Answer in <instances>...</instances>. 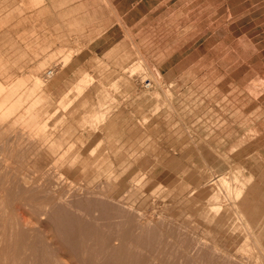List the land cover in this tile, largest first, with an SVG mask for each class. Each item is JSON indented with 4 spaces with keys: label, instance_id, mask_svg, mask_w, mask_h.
I'll use <instances>...</instances> for the list:
<instances>
[{
    "label": "rangeland",
    "instance_id": "rangeland-1",
    "mask_svg": "<svg viewBox=\"0 0 264 264\" xmlns=\"http://www.w3.org/2000/svg\"><path fill=\"white\" fill-rule=\"evenodd\" d=\"M25 3L0 0V82L26 79L23 104L0 116V264H83L33 255L16 234L32 228L37 244L49 198L75 216L72 203L101 199L90 192L121 200L119 238L128 217L154 233L148 251L124 242L142 264H264V0Z\"/></svg>",
    "mask_w": 264,
    "mask_h": 264
},
{
    "label": "bare ground",
    "instance_id": "bare-ground-1",
    "mask_svg": "<svg viewBox=\"0 0 264 264\" xmlns=\"http://www.w3.org/2000/svg\"><path fill=\"white\" fill-rule=\"evenodd\" d=\"M38 1L39 0H28V2H29L28 3L26 0V3H28L29 5L31 4L30 6H35V2H38ZM41 3H42V0H41ZM29 10H30V8H29ZM40 13L42 14V11H40ZM38 16H40V15L38 14ZM40 19H41V16H40ZM44 39L46 40V38H44ZM42 44H43V42H41V44H39V45L37 44L38 45L37 47L41 48L43 46ZM5 46H6V44H5ZM9 47L12 48V47H14V45L10 46V44H9ZM27 47L29 49L31 46L27 45ZM6 48H7V46H6ZM11 50H13V48ZM41 50H42V48H41ZM69 53L67 54V56L65 55L66 56L65 59L63 58L64 59V65H66L70 60L71 56ZM15 54H17V53L12 54V56H15ZM0 56H1V54H0ZM24 56H26V55H24ZM19 60H20V58H19ZM16 61H17V59H16ZM23 64H24V62H23ZM0 65H2V62H0ZM41 67H42V64H41ZM135 70H136V68H135ZM0 73L6 74L7 70L3 69L2 71H0ZM52 73L53 72L51 70H48L46 72V74L48 76L49 75L51 76ZM132 74H134V73H132ZM153 74L155 77L154 78L155 81H157V82L160 81V80H158L159 77L161 78L160 74L157 73L156 71L155 72L153 71ZM85 79L86 78L83 79V82L81 80V84H79V86L76 87L78 90L80 88H83L82 83H85V81H86ZM39 81L41 82L40 78L36 77L35 84H34L35 88L40 86ZM24 83H26V79H24V80L21 79V82L17 86H14L13 88L6 89L4 84H2L0 82V116H2L3 118L5 115L7 117V114L8 115L12 114L14 111H16L23 104V99L21 98V92H19L17 90L20 86L21 87H22V85L24 86ZM151 85L152 84L149 82L148 84L145 85V87L147 89H149V87H151ZM34 94H36V93H34ZM23 95H25V94H23ZM65 98L66 97L64 96V98H62V100ZM63 106L65 109H66V107L70 106L69 101L64 102ZM103 113L101 114V112H100L99 113L100 116L101 115L103 116ZM105 114H106V112H105ZM97 115H95V116H97ZM33 125H34V123H33ZM33 128H37V127L34 126ZM39 128H40V126H39ZM41 129H43V127L40 128V131H42ZM61 178H63V177L61 176L59 179H61ZM57 181H59L56 183L57 188L67 186V187H69V189H67L68 190L67 192L68 193L71 192V190H72L71 182H70V184H71L70 185L69 182H64L62 180H57ZM215 181H223V179L221 177L220 178L218 177V179L216 180V177H215V180L213 183H217ZM227 182H229V181H227ZM224 184H225V182H224ZM228 186H229V184H228ZM217 187H219V186H217ZM17 191L18 190H16V192ZM16 192H14V194ZM241 192H242V190H240L238 192V195L236 196L239 199H240V196L242 195ZM34 193L35 192H27L26 194L29 195L30 199H34ZM90 194L100 195L101 199H96L97 202H94L93 199H90L87 202L81 201V203L80 202L72 203V205H70V206H72L75 211L82 210L81 215L77 214L75 216L66 210L67 205L71 204V202H70V200L66 199V197L64 195L54 196L51 199L49 198L47 203L44 206L45 208L43 210H41L38 214L39 224L40 225L43 224L44 226H46L45 228H48V230L44 229V231L39 228V231L36 233V237L38 238L39 244L35 243L36 242V240L34 238V234H35L34 231L35 230H33L34 233L30 232L32 228H30V229L25 228V230L18 228L17 234H16L17 235V239H16L17 241L16 242L19 243V245L20 244L25 245L28 249H32L34 251L33 255H36V251L41 249V248H42V251L47 249L48 255L50 257L57 255L59 249H62V251L65 253H67V252L73 253V254L78 253V254H81L87 258V260H85L83 264H142L143 263L142 259H144L148 255H145V257L139 258V253L137 254V252L132 251L130 246H128V247L125 246L124 242L126 241V239H130V240H128V243L129 242H139L140 243V246H139L140 250H144V251L147 250L148 251V250L152 249V244H153V242H155L154 233H152V231L148 230V228H146V226L135 227L134 223L131 221V218L128 217L127 220L123 224H121V232H120L121 235L119 238L118 237L119 236L118 235V223H116L115 221L112 222V220H114V217H117L115 214L114 205H116V206L123 205V204H121V200L115 199V198L108 199L107 197L105 198V197H103L102 194H98V193L90 192ZM13 195H10V196H13ZM16 195H18V193L15 194L14 196H16ZM214 198H218V195L215 194ZM219 208H217V210ZM94 211H96L95 215H93ZM74 217H75V219H74ZM42 219H44V221H42ZM74 220H84L86 223L84 226H82V223H79L75 226ZM101 221H103L102 222L103 224L99 225L100 223H98V222H101ZM46 232H48L47 235H46ZM49 236H51V238H50L51 240L48 239ZM27 240H30V245L24 244V242H26ZM54 243L58 244L59 247H57V248L53 247L52 244H54ZM40 244H43V245H40ZM85 244H88V245L97 244V245H101V246H100V248L95 249L92 247H88V245L86 247H84ZM203 244H201L200 241H196L195 244L191 245V247L189 248V251L197 250V248H198V251L200 253L202 252L201 254L207 255L208 253L207 252H206L207 254L205 253V249L208 250L207 247H205L204 251H200V249H199L200 246ZM214 244L215 243H213L212 245H214ZM206 246H208L207 243H206ZM157 247H159V246H157ZM210 247L211 246L209 245V247H208L209 250L213 248V247L212 248H210ZM245 248L247 249V246ZM213 249H214V251L216 250L215 248H213ZM243 250H245V249H243ZM209 253H211V252H209ZM220 254H222V253H220ZM218 255L219 254H217V255L215 254V256H218ZM140 256H142V255H140ZM226 256H228V255H226ZM228 261H229V259H228ZM231 261H232V259H231ZM56 263L62 264V261L58 258L56 260ZM235 263L236 262H233L232 264H235ZM236 264H238V263H236Z\"/></svg>",
    "mask_w": 264,
    "mask_h": 264
},
{
    "label": "crops",
    "instance_id": "crops-1",
    "mask_svg": "<svg viewBox=\"0 0 264 264\" xmlns=\"http://www.w3.org/2000/svg\"><path fill=\"white\" fill-rule=\"evenodd\" d=\"M106 30V29H105ZM105 30H103V31H101V33H103ZM101 33H98V35H100ZM39 44H41V41H39L38 40V45ZM20 57L21 56V54L19 55V53H17V54H15V57ZM11 57H14V56H12V54H11ZM15 63H17V61H16V58L14 59V60H11V62H10V64H15ZM6 67V66H5ZM68 94H65L64 96H67ZM99 114V113H98Z\"/></svg>",
    "mask_w": 264,
    "mask_h": 264
}]
</instances>
